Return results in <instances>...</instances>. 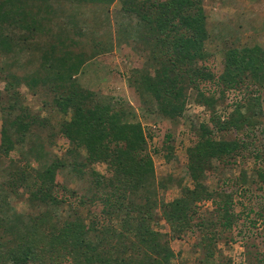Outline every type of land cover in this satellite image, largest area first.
Listing matches in <instances>:
<instances>
[{
	"label": "trees",
	"instance_id": "1",
	"mask_svg": "<svg viewBox=\"0 0 264 264\" xmlns=\"http://www.w3.org/2000/svg\"><path fill=\"white\" fill-rule=\"evenodd\" d=\"M34 1L43 2L46 9L50 4V0ZM259 1L251 0L253 4ZM115 2L121 3L123 13L129 14L130 19L132 15L138 18L133 27L121 29L119 39L144 58L142 67L133 71L136 91L142 98H153L162 117L181 118L186 107V92L191 86L202 89L200 83L211 87L225 83L238 89L255 85L264 92L262 41L242 48L230 46L225 52L224 69L218 81L216 74L210 72L207 48L213 35L208 28L204 0L71 1L82 6ZM26 5L21 0H0V52L17 54L19 45L32 37L24 36L23 31L33 35L40 31L48 34L39 15L41 12L34 13ZM14 15L18 16L16 20L12 18ZM44 21L50 28V19ZM260 30L264 32V27ZM16 31L22 33L18 36L22 40L18 41V37L14 40ZM79 35H83L82 31ZM104 50L107 49L101 48L96 54ZM42 58L39 67L29 76L0 67V81L6 83V91H0V177H3L0 264H37L42 259L49 261L46 264H63L69 259L73 264H172L176 255L169 242L170 232L172 238L181 239L193 231L200 233L205 252L200 264H221L216 259V250L225 232H232L240 225L254 231L264 224V196L258 197L254 191L246 189L247 172L238 178L221 179L213 192L206 186L207 175L212 171L217 173L221 164L236 165L238 158L245 161L252 153L261 165L264 152L256 149L250 152L247 141L258 125L257 117L263 116L261 96L243 101L234 95L235 108L230 115L223 117L214 110L208 124H202L200 131L194 129L193 145L187 149V167L194 188H184L182 196L173 202L160 203L153 187L155 167L148 149L153 133L146 132L141 122L130 121L131 113L120 102L106 97L99 100L98 92L104 76L112 72L110 67H104L98 60L91 62L95 60L93 56L88 58L84 52L66 50L65 43L62 47L53 44L42 52ZM90 69L101 73L98 80L93 73L88 77L81 75L83 70ZM24 85L32 93L37 88L54 91L56 109L65 117L71 114L49 137V140L56 138L66 142L64 158L47 161L51 155L47 143L40 136H32L41 119L24 103L20 92ZM213 95L202 92L200 103L212 108L215 106ZM229 134L234 135L233 140H228ZM29 141L30 147L26 149ZM170 141L172 136L168 135L164 143ZM17 147L23 149L19 158L13 156ZM3 159L9 160V166L4 167ZM97 163L107 165L106 174L90 169ZM214 166H218L217 171ZM68 168L78 178L91 176L90 196L70 189L59 179L62 170ZM254 182H264V167L258 168ZM162 187L165 186L162 184ZM21 188L32 190L26 201L29 207L41 210V214L30 217L22 230L8 225L10 212L14 210L8 199L18 196ZM236 197H240L241 202ZM88 202L102 207L101 216L93 218L91 224L78 217L60 231L56 227L59 223L51 222L50 214L61 204L68 203L76 210ZM204 202L213 205L208 218L201 212L200 205ZM159 213L171 231L160 229L163 226L157 220ZM53 217L61 218L58 212ZM115 217L123 218L121 231L113 225ZM154 223L160 227L158 230L154 229ZM134 237L137 242L129 243ZM129 251H137L138 259L123 258ZM247 264H264V255L257 253Z\"/></svg>",
	"mask_w": 264,
	"mask_h": 264
},
{
	"label": "rangeland",
	"instance_id": "2",
	"mask_svg": "<svg viewBox=\"0 0 264 264\" xmlns=\"http://www.w3.org/2000/svg\"><path fill=\"white\" fill-rule=\"evenodd\" d=\"M60 1L61 3L50 0L49 7L46 9L43 2L21 0L22 3L27 4L26 8L31 9L34 13L41 12L39 15L43 18L42 23L48 34L40 31L33 35L23 31L24 36L31 35L32 37H29L27 42L19 43L17 54L8 51H4L5 53L0 52V67L9 68L21 76L32 75L43 59L42 52L53 44L62 47L64 43L66 44V50L70 49L80 54L84 52L88 55V58L92 59L93 56L95 60L91 62L98 60L97 62L104 67H110L112 72L108 76L105 75L102 80V88L100 87V92H98L99 100L101 101L100 97H106L114 99V102H120L131 113L130 121L141 122L146 132L153 133L154 139H149L148 149L154 161L156 182L153 187L157 190L156 199L159 200L158 202H173L182 196L184 188H194V182L190 178L187 167L189 159L187 149L193 145V131L194 129L200 131L202 124H208L214 110L223 117L230 115L235 108V103H232L235 98L234 95L240 96L243 101H248L251 97L261 96L263 116L257 117L256 123L258 125L253 129L252 135L247 141L250 143V152L255 151V149L264 152L263 88L255 85L244 86L240 89L230 88L225 83H223V86L211 87L209 84L203 85V83H200L202 89H200L201 87L191 86L186 92V107L181 118L162 117L156 108L154 99L150 96L142 98L136 91V83L132 77L133 71L142 67L145 62L144 58L139 52H133V47L129 48L127 43H122L119 39V36L122 35L121 29L128 26L133 27L132 24H135L138 18L132 15L133 17L131 16L130 19L129 14L123 13L120 2L111 5L94 6L86 4L82 6L74 5L71 3L73 0ZM204 8L208 28L213 35L208 43L209 60L207 65L210 72L216 74V80L218 81L224 69L225 52L230 46L242 48L254 46L258 41L264 43V32L260 30L264 27V0H260L256 4H253L251 0H204ZM12 18L16 20L18 16L14 15ZM44 19H50V28L47 27L45 24L47 22ZM82 26L84 30L81 29ZM134 26L137 27V25ZM81 31L83 35H79ZM21 34L20 31L14 32V40ZM19 40H22V37H18ZM101 48L107 50L96 54ZM92 73L97 76L95 79L98 80L101 73L95 69L83 70V73L80 74L88 77ZM81 78L82 76L79 77V79ZM5 87L6 83L0 81V91L5 92ZM20 92L26 106L31 109L32 113L40 116L41 121L37 124L38 127L35 128L32 136L34 138L40 136L47 143V149L51 152L47 161L50 162L53 158H64L68 148L66 142L61 139L56 140V138V141L49 140V137L51 133L59 129L65 119L69 120L71 118V114L65 117L56 109L53 99L57 97V94L54 91L48 92L44 88H37V91L32 93L24 85L20 88ZM202 92L214 94L215 106L207 108L200 103L199 96ZM3 106L6 107L4 104ZM41 122L44 125H41ZM1 128L2 114L0 112V131ZM168 135L172 136V141L166 144L164 142L167 140ZM226 137L228 140L234 139L233 134ZM217 139H221L220 135ZM49 142H53L52 145ZM28 147H30V141L27 142L26 149ZM21 150H23L21 147H17L13 156L19 158ZM83 154L86 155L85 152ZM256 160L254 154L251 153L245 161L238 158L236 165L224 166L221 164L219 170L218 166H214L218 172L213 173L212 171L207 175V188L213 192L221 179L238 178L243 172H247L248 184L246 189L254 191V195L258 197H263L264 182L255 184L254 179H257L258 168L264 167V158L260 162L261 165H258ZM1 162L4 163V167L10 164L8 159H3ZM33 166H35V163ZM90 169H94L100 174H106L107 165L97 163ZM87 171L90 172L89 169ZM76 176L68 168L62 170L59 179L67 184L70 189L90 196L91 176L86 175L83 178ZM2 182L3 177H0V184ZM162 184L165 186L164 188ZM260 188L262 190H259ZM31 191V189L21 188L18 196L12 195L8 199L10 206L14 208L10 212L11 223L8 222V225L18 226V229L22 230L24 225L29 223L30 217L41 214V210H32L26 203ZM236 198L238 202H241L240 197ZM200 206L202 214L206 215V218L210 217L213 212L211 202L201 203ZM101 208V206H92L89 202L86 203V206L80 205L76 210H73L68 203L61 204L54 208L55 210L50 214V220L52 223H59L56 227L60 231L62 226L76 221L78 217H82L86 224H91L93 218L101 216ZM45 210L46 208L43 209V211ZM156 211L158 213V210ZM56 212L61 217L59 220L53 217ZM15 213L18 215L16 216ZM16 218L18 219L16 220ZM20 219H22L21 222L18 221ZM122 219L119 217L113 219V225L118 231L123 228ZM157 220L159 225L163 227L160 228L154 223L155 230L160 228L164 232L171 231L160 213ZM250 231L245 225H240L235 227L232 232H225L223 239L217 245L216 259L221 261V264H247L248 259L254 260L257 253L261 252L264 255V224L256 227V230ZM170 233L172 234V232ZM130 234L131 237L134 236L133 232H130ZM171 234V240L168 239L176 255L172 264H200V261L205 257V252L201 246L200 233L197 231L189 232L183 235L181 239L172 238ZM131 239L129 243L136 241L135 237ZM138 255L137 251H129L126 255H123V258L138 259ZM48 262L47 259H42L37 264ZM63 264H73V262L69 259Z\"/></svg>",
	"mask_w": 264,
	"mask_h": 264
}]
</instances>
